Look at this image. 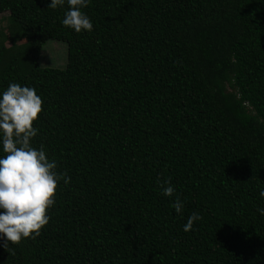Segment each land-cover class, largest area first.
<instances>
[{
    "label": "trees",
    "instance_id": "1",
    "mask_svg": "<svg viewBox=\"0 0 264 264\" xmlns=\"http://www.w3.org/2000/svg\"><path fill=\"white\" fill-rule=\"evenodd\" d=\"M50 2L0 0V92L36 90L30 143L70 183L0 264H264V0H90L80 33Z\"/></svg>",
    "mask_w": 264,
    "mask_h": 264
},
{
    "label": "clouds",
    "instance_id": "2",
    "mask_svg": "<svg viewBox=\"0 0 264 264\" xmlns=\"http://www.w3.org/2000/svg\"><path fill=\"white\" fill-rule=\"evenodd\" d=\"M68 5L62 24L77 33L91 32L93 23L82 11L90 0H51L48 8ZM42 111V99L31 87L10 83L0 92V241L7 248L22 239L35 238L49 223L47 214L55 204L59 181L70 183L66 173L56 171L57 163L46 157L43 147L37 149L30 143L38 129L33 122ZM164 196L172 197L175 189L170 181L162 185ZM264 198V189L259 193ZM183 202L177 198L172 207L177 214L183 211ZM257 212L264 216V208ZM202 219L199 213L188 217L183 230L188 232L194 222Z\"/></svg>",
    "mask_w": 264,
    "mask_h": 264
},
{
    "label": "rangeland",
    "instance_id": "3",
    "mask_svg": "<svg viewBox=\"0 0 264 264\" xmlns=\"http://www.w3.org/2000/svg\"><path fill=\"white\" fill-rule=\"evenodd\" d=\"M8 17V13L0 15V32L7 29ZM67 62L68 46L64 43H59L52 40L47 41L40 56L41 66L44 68L62 70L66 68Z\"/></svg>",
    "mask_w": 264,
    "mask_h": 264
}]
</instances>
